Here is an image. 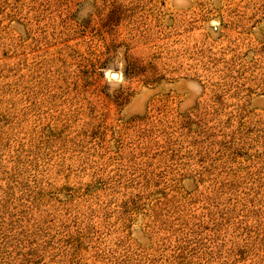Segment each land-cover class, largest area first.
Returning a JSON list of instances; mask_svg holds the SVG:
<instances>
[{"label":"rangeland","instance_id":"obj_1","mask_svg":"<svg viewBox=\"0 0 264 264\" xmlns=\"http://www.w3.org/2000/svg\"><path fill=\"white\" fill-rule=\"evenodd\" d=\"M0 264H264V0H0Z\"/></svg>","mask_w":264,"mask_h":264},{"label":"water","instance_id":"obj_2","mask_svg":"<svg viewBox=\"0 0 264 264\" xmlns=\"http://www.w3.org/2000/svg\"><path fill=\"white\" fill-rule=\"evenodd\" d=\"M111 77L112 78H117V74L116 73H113V74H111Z\"/></svg>","mask_w":264,"mask_h":264}]
</instances>
